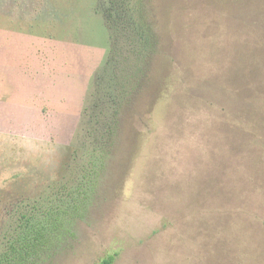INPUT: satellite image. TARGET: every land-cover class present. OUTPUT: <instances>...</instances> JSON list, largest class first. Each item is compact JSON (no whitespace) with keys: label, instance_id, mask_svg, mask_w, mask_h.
I'll return each instance as SVG.
<instances>
[{"label":"rangeland","instance_id":"1","mask_svg":"<svg viewBox=\"0 0 264 264\" xmlns=\"http://www.w3.org/2000/svg\"><path fill=\"white\" fill-rule=\"evenodd\" d=\"M107 3L0 0V253L90 145L86 98L113 80ZM147 6L157 50L84 214L39 264H264V0Z\"/></svg>","mask_w":264,"mask_h":264},{"label":"trees","instance_id":"2","mask_svg":"<svg viewBox=\"0 0 264 264\" xmlns=\"http://www.w3.org/2000/svg\"><path fill=\"white\" fill-rule=\"evenodd\" d=\"M147 1L108 0L104 16L112 36L107 64L114 65L113 80H109L104 93L99 86L94 87L85 101L91 103H84L82 116L91 125L87 132L90 145L73 148L58 178L49 184L43 202L37 200L26 211H16L17 223L5 234L6 247L0 253V264H39L54 256L63 246L76 218L84 214L89 191L96 188L118 141L120 113L139 93L158 47L159 39L149 18ZM101 79L102 75L96 81ZM114 261L115 255H110L99 264Z\"/></svg>","mask_w":264,"mask_h":264}]
</instances>
